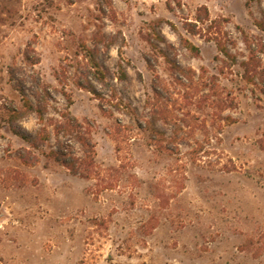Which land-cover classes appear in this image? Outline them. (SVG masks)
<instances>
[{"label": "rangeland", "instance_id": "rangeland-1", "mask_svg": "<svg viewBox=\"0 0 264 264\" xmlns=\"http://www.w3.org/2000/svg\"><path fill=\"white\" fill-rule=\"evenodd\" d=\"M82 43L116 99L77 84ZM12 67L42 123L10 122ZM65 108L90 177L40 154ZM0 264H264V0H0Z\"/></svg>", "mask_w": 264, "mask_h": 264}, {"label": "trees", "instance_id": "trees-1", "mask_svg": "<svg viewBox=\"0 0 264 264\" xmlns=\"http://www.w3.org/2000/svg\"><path fill=\"white\" fill-rule=\"evenodd\" d=\"M201 9L204 11L205 16H208L206 8L202 7ZM192 26L194 27L195 25L192 24ZM190 30L194 31V28ZM94 39L95 43H98L100 42L99 40H101L98 39L97 36ZM181 40L183 42H186V39L182 37ZM109 46L110 43L107 42L106 47L108 48ZM188 46L192 48L195 53L198 52L197 47L190 44ZM218 48L223 51V48L221 47V44H219V42ZM81 53L83 59L86 62V72L80 77L81 81H78L77 84L82 88H86L88 91L92 92L96 96L104 97L107 93L102 94L98 92L94 84L92 83V81H94L100 87H104L106 89V92H110V94H108L110 101L116 99L115 92L109 88V83L106 80L105 72L102 69L101 63L99 62L97 56V47L95 46L94 48H91L85 43H82ZM25 59L31 64H34L36 62L30 60L27 54L25 56ZM244 64L247 65L246 72H248V63L246 62ZM16 69L17 68L12 67L9 69L8 72L16 82V89L21 95L22 104L20 107L12 109L10 122H15L26 117L30 113H34L39 122L42 123L45 119L46 114L45 101L48 97L51 96V94L49 93L46 86L39 84V79L37 77L30 76L31 83L34 85L35 88L34 92L32 93V96L34 98L33 101L29 96L25 94L23 84L25 80L17 77ZM178 69L180 68L178 67ZM123 75H125V73H123ZM154 90L156 91V94H158L157 87L154 86ZM66 98L69 102L70 99L68 97ZM118 102L119 100L113 103V106L119 108V104H121V102ZM126 105L129 106L128 104ZM53 129L55 135L54 146L49 147L47 151L42 150L40 154L56 161L73 174H78L83 177H90L93 172H95L96 164L94 160L95 145L90 136L89 130L84 127L82 122H80L78 119H76L70 114L68 108H65L64 112L59 114V119L56 120ZM12 130L17 136H19L24 141L28 142L34 148H39L40 144H43L49 139V133L46 131L45 124L42 125L41 129L37 132L36 136H31L27 132L17 129L13 125ZM152 136L157 137V142L158 144H160L162 140V133L159 130L152 128ZM75 148H77L79 152L76 151ZM23 152L25 153H22L20 157L26 158L25 155H28L29 158H32V160L34 159V155H30L32 153L25 151V149H23ZM34 161H36V158L34 159Z\"/></svg>", "mask_w": 264, "mask_h": 264}]
</instances>
